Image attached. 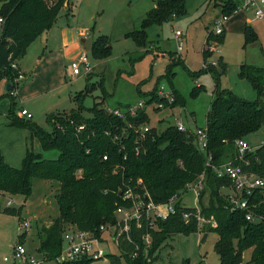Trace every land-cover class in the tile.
Here are the masks:
<instances>
[{
  "label": "trees",
  "instance_id": "trees-1",
  "mask_svg": "<svg viewBox=\"0 0 264 264\" xmlns=\"http://www.w3.org/2000/svg\"><path fill=\"white\" fill-rule=\"evenodd\" d=\"M221 6V16H231L239 8L236 0H214ZM143 19L141 30L130 34L140 46L146 44L145 29L154 24H162L171 17L184 12V0H161ZM70 8L69 0H0V84L12 83L18 73L12 69L13 63H19L26 57L28 49L43 34L56 24L60 12ZM247 40L255 38L249 27L245 28ZM225 34L215 37L209 33L207 42L216 39L223 43ZM205 59L211 54L203 49ZM91 54L95 60H104L112 56L109 37L98 36L94 41ZM223 71L226 70L222 64ZM215 69V68H213ZM213 69L210 71L212 72ZM168 77L173 75L167 67ZM220 75V74H219ZM89 77L91 74L88 75ZM241 79L248 80L258 93L257 101L244 100L232 92L222 91L219 86L214 92L212 111L208 115V152L213 155V165L220 166L238 154L236 140H243L259 132L264 127V68L242 66ZM102 84V81H101ZM201 87H198V92ZM175 102L169 105L157 96L158 88L149 93L148 105L163 102L172 109L181 101L174 88ZM89 87L74 96L79 108L70 111L51 113L47 121L52 127L46 132L35 121L17 117V104L9 93V119L16 128L28 129L32 138H38L43 150L56 149L59 156L47 160L32 149L26 153L22 165L10 166L0 156V196H29L33 181L36 179L55 182L60 186L55 196L59 216L50 226L38 229L39 246L37 252L44 253L50 261L62 252L64 234L70 225L101 237V227L116 226L119 208L126 206L120 196V189L126 185H135L142 179L150 195L158 203L168 202L175 193L183 192L188 184L198 181L204 174V190L200 194L201 215L216 228L206 225V231L216 233L219 238L214 247L220 257V264H245L244 254L253 249L251 260L247 264H264V187L257 188L249 198V207L255 221H247L248 211L234 209L230 196L223 189H233L227 177H218L215 169L205 166L206 154L198 148L197 135L192 130L179 131L176 125H169L162 132L153 127L149 139L143 144L142 153L135 151L137 135L130 125L149 124L151 118L145 110L136 117L119 119L111 114L104 103L95 104L92 109L85 108L84 97ZM1 100V98H0ZM88 110L91 118L83 115ZM85 126V127H84ZM80 127L84 130L79 131ZM128 131L125 139L126 149L120 151V140ZM127 154V160L124 156ZM108 157L107 160L104 157ZM246 173H252L264 180V147L251 150L240 162ZM119 168L118 173L114 170ZM82 170L79 177L78 172ZM207 195V204L204 197ZM20 210L6 208L11 215H21ZM1 210V204H0ZM199 221L193 216L184 220L179 211L167 221H158L152 229L146 223L141 227L132 224L128 233L120 237L117 244L118 255H109V264H157L156 253L174 234H192L199 232ZM150 235L151 246L147 247L144 237ZM25 243L26 234L19 236ZM137 254V256H136ZM92 259H83L64 264H93Z\"/></svg>",
  "mask_w": 264,
  "mask_h": 264
},
{
  "label": "rangeland",
  "instance_id": "rangeland-1",
  "mask_svg": "<svg viewBox=\"0 0 264 264\" xmlns=\"http://www.w3.org/2000/svg\"><path fill=\"white\" fill-rule=\"evenodd\" d=\"M159 1L161 0H75L70 8L65 7L67 11L63 9L60 12L59 15H63L64 22L68 23L70 18L72 20L74 18L81 22L84 28L89 29L90 35L83 44V52L90 59L92 72L90 77L84 72L80 76H75L72 67L80 58L73 61L71 59L70 65L69 63L67 65L72 75L70 73L67 75L66 90L59 94L62 99L59 105H53L57 107H51L53 111L50 113L56 111L54 108L60 111L79 108L74 96L81 94L87 87L89 93L83 99L85 108L92 109L95 104L102 102L109 110L125 109L138 105L140 101L147 102L149 93L155 88L166 87L177 91L181 104L174 109L161 111H156L154 105H149L147 114L151 118V126L162 132L169 125L183 122L192 131H197L207 125L217 86L222 91L232 92L241 99L259 100L251 82L239 77L242 66L264 68V20L256 21V9L249 8L239 15H231L226 24L224 42L219 43L217 50L205 59L203 49L207 44L208 33L215 29L214 21L216 16L221 14V6L214 0H184V12L175 19L170 18L162 24L147 27L146 44L140 46L130 34L141 30L143 19ZM246 18L254 21L248 26L255 34V38L251 40H247L244 31ZM176 31H181L184 35L183 49L180 53L177 52L179 43ZM100 35L109 37L112 56L104 60H95L91 48ZM34 48L28 49L30 56L28 55L27 61H31ZM213 61L216 62L215 66L211 65ZM204 63L207 68H204ZM222 64L226 67L225 71ZM167 67L173 72L170 78ZM198 87L201 89L197 93L194 92ZM262 106L264 107V96ZM50 113L48 115L35 113L32 120L48 133L52 130L47 121ZM3 114L1 110L0 117ZM83 115L87 118L92 117L88 110L84 111ZM34 140V153L42 154L47 160L58 158L60 153L56 149L43 150L39 139ZM243 140L253 149L261 145L264 143V127ZM32 187L29 196L6 195L4 198L0 196L2 199L0 264H4L5 256L11 255L12 246L19 241L22 234L20 227L24 222L30 221V227L27 233H24L27 236L25 244L30 251L37 253L40 244L38 229L52 225L59 216L55 196L60 186L55 182L36 179ZM222 192L232 195L230 189H223ZM204 198L207 204V195ZM9 201L11 205L7 204ZM185 202L191 208L196 205L193 193L189 192L185 196ZM21 207L23 208L21 215L5 212L6 208L20 210ZM206 225L212 227L211 222L201 221L199 232L178 233L169 237L156 253L157 264H220V257L214 247L219 236L206 231ZM68 228L75 229L72 225ZM103 234L105 238L103 250L109 255H118L119 250L111 232L106 230ZM252 251L253 249L245 252V264L251 260ZM93 264H109L108 256Z\"/></svg>",
  "mask_w": 264,
  "mask_h": 264
},
{
  "label": "built area",
  "instance_id": "built-area-1",
  "mask_svg": "<svg viewBox=\"0 0 264 264\" xmlns=\"http://www.w3.org/2000/svg\"><path fill=\"white\" fill-rule=\"evenodd\" d=\"M263 5L264 0H244L242 7H240L234 14L242 9L245 10L254 8L256 9V17L261 20L262 18H264ZM229 18L230 16H221L220 19L215 22V29L212 31L215 37L223 35L225 26ZM2 23L3 19L0 17V26L2 25ZM175 35L179 43L177 52L180 53L183 49V35L181 31H176ZM218 44V41L216 39H213L212 41L207 42L204 49L210 54H213L217 50ZM215 64V61L211 63L212 66H215ZM204 68H207L206 63H204ZM12 69L17 72L18 75L14 79V81L10 83L12 90L7 91V93H9L11 98L17 99L19 90L18 88L26 79V75L21 71L19 63L17 62L12 64ZM72 71L75 76L82 75L83 72L87 74H90L92 72V64L86 53H83L79 61L73 65ZM157 96L163 101H168L169 105H172L175 102L174 92L171 89H166V87L158 88ZM150 105H154V109L156 111L172 109L171 107L166 106L163 102H154ZM148 106L149 105L147 102L140 101L138 105L128 106L125 109L107 110L115 117L126 120L127 117H136L139 111L145 110L147 112ZM17 117L25 120L33 119V115L24 108H20L17 110ZM175 125L181 132L189 130L183 122H178ZM84 127H80L79 131L84 130ZM129 127L132 132L137 135V140L135 142V151L136 154L139 155L140 153H142L143 144L147 141V139H149L150 135H152L151 131L153 127L150 123L139 125L133 124ZM128 133V131H124L122 134L123 137L117 135L115 139L116 142L120 140V151H125L126 149V145L124 142L125 139H128L130 136L128 135ZM194 133H196L197 135L198 148L204 151L206 154L205 166L215 169L218 177H227L232 182L233 192L232 195H230V201L234 209L248 211V213H246L247 221H255L256 218L254 214L249 211V198L254 190L264 187V180L260 179L252 173H246L240 162L244 160L245 154L247 152L264 147V143L257 147H254L253 149L249 146V144L246 143L245 140H236L235 146L238 149V154L227 162L221 164L220 166H215L213 165V155L209 153L207 149L208 133L206 127L202 129L199 128L197 131H194ZM127 157V154H125L124 161L127 160ZM104 159L107 160L108 157L105 156ZM118 170L119 168L116 167L114 173L117 174ZM81 175L82 170L78 172V176L80 177ZM204 186V174H202L197 182L188 184L183 192L173 194L168 199V202L158 203L153 199L152 195H150L145 184H143L142 179H138L135 182V185L128 184L126 185V188L124 190L120 189V196H122L123 201L126 202V206L119 208V210L117 211L116 216L118 217V223L116 226L101 227V237H97L88 231L85 232L76 228L71 229L64 234L65 243L61 250L62 253L53 261H50L48 257L42 252L33 253L29 250L25 243L18 241L16 245L12 246L11 255L5 256L3 263L64 264L87 258L94 261H99L107 256V252L102 248L105 242L103 233L106 230H109L111 232L115 243H117L124 233H128L132 224L141 227L143 223H146L148 227L152 229L156 226V223L158 221H167L170 217L175 216L179 211L186 221H189L193 216H196L197 220L199 221V225L201 221L206 223L207 220L201 215L200 208V194L204 190ZM189 192L193 193L194 202L196 203L193 208L189 207L185 202V196ZM7 204L11 205V202L9 201ZM258 220L264 222V219ZM211 223L212 227L216 228V223ZM29 227L30 221L24 222L20 227L22 234L27 233ZM144 240L147 247H150V235L145 236Z\"/></svg>",
  "mask_w": 264,
  "mask_h": 264
},
{
  "label": "crops",
  "instance_id": "crops-1",
  "mask_svg": "<svg viewBox=\"0 0 264 264\" xmlns=\"http://www.w3.org/2000/svg\"><path fill=\"white\" fill-rule=\"evenodd\" d=\"M236 1H239L240 7H242L244 0ZM73 2L75 0H69L70 5ZM64 10L67 11V8H64ZM245 11H248V9L239 10L234 16ZM221 15L216 16L214 25ZM171 18L175 19L177 17ZM255 19L256 21L264 20V18L260 20L258 17ZM67 22H64L63 15H59L53 28L32 44L29 50H32V47L35 48L31 61H27L30 56V51H28L23 61L19 62L20 69L25 73L26 79L18 88L16 104L18 109L24 108L28 110L33 115V118L34 114L39 112L48 115L53 111L51 107H57L53 105H59L58 103L62 99L59 94L65 91L67 87V75L69 73L72 75V71L67 64L69 63L70 65L71 59L72 61L79 59L80 55L84 53L83 44L87 41V36L90 35L89 29L84 28L81 22L74 18L73 20L70 18ZM253 22V19L246 18L245 27H248ZM41 50L42 53H40ZM6 83L7 81L4 80L0 84V111L3 110L4 112L2 117H0V156L4 157L10 166L19 169L28 150H33L35 140L28 129L16 128L12 125L9 119L10 99L5 97L7 91L4 86ZM54 109H56L55 112H62L58 108ZM230 191L231 193L233 192L232 189Z\"/></svg>",
  "mask_w": 264,
  "mask_h": 264
},
{
  "label": "water",
  "instance_id": "water-1",
  "mask_svg": "<svg viewBox=\"0 0 264 264\" xmlns=\"http://www.w3.org/2000/svg\"><path fill=\"white\" fill-rule=\"evenodd\" d=\"M4 89H5L6 91H10V90H12V89H11V85H10V83L7 82V83L5 84V86H4ZM120 193H121V191H120ZM1 201H2V199H0V202H1Z\"/></svg>",
  "mask_w": 264,
  "mask_h": 264
}]
</instances>
